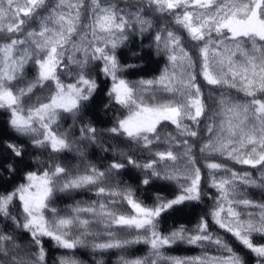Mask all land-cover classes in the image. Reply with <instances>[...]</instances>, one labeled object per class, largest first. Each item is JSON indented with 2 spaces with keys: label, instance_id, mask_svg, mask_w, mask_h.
<instances>
[{
  "label": "clouds",
  "instance_id": "9594fccd",
  "mask_svg": "<svg viewBox=\"0 0 264 264\" xmlns=\"http://www.w3.org/2000/svg\"><path fill=\"white\" fill-rule=\"evenodd\" d=\"M174 3L0 0V264H169L170 257L235 253L238 241L214 216L229 202L239 213L225 211L229 227L249 220L264 227V165L238 162L264 148L239 143L227 123L237 105L254 116L252 100L261 93L246 95L243 77L264 76V41L216 31L229 0ZM186 14L202 36L190 31ZM205 70L218 83H209ZM121 81L131 89L124 100L117 98ZM142 105L179 107L178 121L129 135L120 122ZM32 178L47 180L40 208L27 200L37 190ZM129 199L161 215L143 228L114 225L117 216L134 214ZM41 225L77 247H61ZM153 227L170 241L158 254L149 243ZM193 236L208 239L194 244ZM117 240L122 247H97ZM239 256L240 264H264L254 254Z\"/></svg>",
  "mask_w": 264,
  "mask_h": 264
},
{
  "label": "snow or ice",
  "instance_id": "6c2138e0",
  "mask_svg": "<svg viewBox=\"0 0 264 264\" xmlns=\"http://www.w3.org/2000/svg\"><path fill=\"white\" fill-rule=\"evenodd\" d=\"M168 6L174 7V0H166ZM197 3H202L204 5H209L211 0H197ZM29 10H22L23 14H27ZM225 14L221 17L219 22L215 23V28L217 32L227 31L230 34V37L233 40H238L243 37H252L254 39L264 41V0H248L247 3L238 4L237 0H229L228 5L225 8ZM187 26L194 35H203V30L201 25H194L191 23L190 14H186ZM109 18L104 17V20L107 21ZM211 22V21H210ZM239 49V45H237ZM227 50V49H226ZM253 51H256L253 47ZM235 53L229 52V55H234ZM238 54L247 56V52L240 50ZM205 55L207 52L205 50ZM175 60V57H172ZM251 60V58H249ZM207 69V65L205 66ZM252 67L255 69V63L252 62ZM203 76L209 83L215 84L218 81L208 70H205ZM161 80H165V77H161ZM245 82V87L249 89L246 92V95L250 97H255L257 93H261V98L252 100V111L254 116L250 118L248 116L249 108L247 105L241 107L236 106L235 113L229 117L228 123V133L230 136H239V143L244 144L245 147L248 145H259L261 148H264V76H259L256 71H253L252 78L249 79L247 74L243 77ZM257 80H259V85H257ZM148 84H151L152 81H148ZM256 88L255 91L251 90ZM116 91L118 93L117 98L119 100H124L131 93V89L128 88L123 81L119 85H116ZM9 102H11L9 100ZM196 107V116H200L202 112V105L199 100L195 101ZM180 115L179 107H160V106H141L140 110L130 115L127 119L120 122V126L124 129L129 135H138L140 132H152L155 130L157 124L162 120H170L172 122H177ZM251 121V122H250ZM19 122H23V117L19 118ZM245 125H248L247 127ZM218 144L223 143V138H217ZM61 143H63L61 141ZM212 145H209L211 147ZM227 146V145H225ZM235 151V149H233ZM232 153L230 152L229 155ZM172 153H160L161 158H171ZM258 158H252V154H248L245 159L238 161L249 168L255 169L258 166L264 165V152L257 153ZM209 167L216 168L215 163L209 164ZM236 173L233 172V176ZM86 179L91 180V177ZM33 185L36 186L37 190L35 192L27 193L28 202L32 203L35 207L40 208L44 204L45 197L47 193L43 190L42 185L47 184V180L44 178H39V184H37V178H32ZM245 183H254V181L244 180ZM217 186L220 189L225 188L224 183H218ZM191 191V189H189ZM185 197L183 195L179 196L175 200H171L167 207H171L173 204L181 203ZM245 206L258 207L259 205H254L251 201H242ZM128 206L131 211L134 213L131 216L120 215L115 218L113 221L116 226H135L136 228H143L145 226L151 225L153 222V217L161 215L160 208H150L145 207L137 203L133 199L128 200ZM85 211H92L91 209ZM225 211H227L230 217H238L239 213L231 207V203L227 208L222 206L217 209L214 213L216 217V223L220 227L224 228L227 232L231 233L234 240L238 241V244L235 245V253L231 250L226 252L222 256H212L209 259H205L201 256H193L187 258L181 257H170L169 264H240L239 253H244L250 260L253 257L264 258V227L256 226L251 220L247 224L239 222L241 227H229L228 224L224 223L223 216ZM107 214V213H105ZM261 219L264 221V213H261ZM36 218L33 217V221ZM64 223H70V221H64ZM86 223V221H82ZM207 225L202 226L206 227ZM41 232L43 235H47L53 239H56L61 247L65 249H73L77 247V243L72 240L65 239L61 236H58L54 232H49L47 229L41 225ZM182 235V234H181ZM201 239H208L206 236H193L191 238L192 243H197ZM140 243L141 241H135ZM150 247L153 250L154 254H158L167 247H170V241L163 235L157 233L155 228L152 230V239L149 242ZM214 243L219 244V241ZM120 241H108L103 244H98L97 247L101 249H111L122 247ZM132 264H143V262L137 258L132 262Z\"/></svg>",
  "mask_w": 264,
  "mask_h": 264
}]
</instances>
